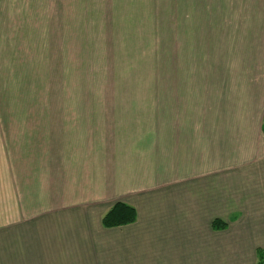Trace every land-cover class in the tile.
<instances>
[{
    "label": "crops",
    "instance_id": "1",
    "mask_svg": "<svg viewBox=\"0 0 264 264\" xmlns=\"http://www.w3.org/2000/svg\"><path fill=\"white\" fill-rule=\"evenodd\" d=\"M23 24L224 26L213 45L227 74L217 83L228 102L221 118L248 144L234 147L237 157L213 146L220 117L204 103L203 32L185 45L180 34V76L167 79V112L151 121L35 113L11 130V59H0V264H256L264 0H0V58L9 56L11 27ZM119 201L137 220L105 227ZM215 218L228 227L214 230Z\"/></svg>",
    "mask_w": 264,
    "mask_h": 264
},
{
    "label": "rangeland",
    "instance_id": "2",
    "mask_svg": "<svg viewBox=\"0 0 264 264\" xmlns=\"http://www.w3.org/2000/svg\"><path fill=\"white\" fill-rule=\"evenodd\" d=\"M14 29L9 56L5 52L0 58L11 59V130L27 128L35 113L105 112L110 121L142 117L151 121L152 114H166L167 79L170 84L174 74L180 76V34L185 45L186 35L203 32V59L208 62L204 103L220 117L213 146L218 156L228 149L237 157L234 147L244 149L248 144L246 137L229 130L231 122L221 118L228 102L218 93L217 83L225 84L227 74L217 63L221 56L213 45L225 34L222 25L23 24ZM183 56L186 65L187 54Z\"/></svg>",
    "mask_w": 264,
    "mask_h": 264
},
{
    "label": "trees",
    "instance_id": "3",
    "mask_svg": "<svg viewBox=\"0 0 264 264\" xmlns=\"http://www.w3.org/2000/svg\"><path fill=\"white\" fill-rule=\"evenodd\" d=\"M262 131L264 133V119L262 123ZM137 220L136 208L126 202H116L102 218L105 227H117L134 223ZM228 227V222L215 218L212 221V228L214 230H224ZM257 262L256 264H264V248L258 247L256 250Z\"/></svg>",
    "mask_w": 264,
    "mask_h": 264
}]
</instances>
